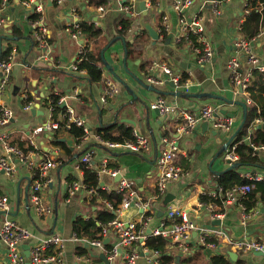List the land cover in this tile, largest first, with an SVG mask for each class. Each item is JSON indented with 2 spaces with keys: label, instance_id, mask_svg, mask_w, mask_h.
Listing matches in <instances>:
<instances>
[{
  "label": "crops",
  "instance_id": "obj_1",
  "mask_svg": "<svg viewBox=\"0 0 264 264\" xmlns=\"http://www.w3.org/2000/svg\"><path fill=\"white\" fill-rule=\"evenodd\" d=\"M143 1L146 12L140 8L141 0H135V13L129 14L131 25L124 32V36L119 33V20L125 13L123 0H106L103 12L98 11L99 5L89 4L87 0H64L61 4L53 0H31L28 4L20 0H7L5 5H1L0 55L8 48L7 55H13L10 84L3 101L12 111L13 117L8 123L1 125L0 129L9 133L12 143L28 141L33 127L49 118L50 112L45 102H48L52 94H57L61 99L60 104L65 101L64 107H71L75 115L84 119L85 125L92 132L103 124L116 121L117 127H131L132 131L143 134L148 139V147L145 150L132 152L98 147L90 166L96 170L102 158H106L108 166L118 170L117 175L113 177L105 173L100 175L99 184H104L107 189L116 187L119 174L134 181L138 195L147 202V207L143 210L133 204L119 218L140 224L144 215L149 214L146 232H153L163 223H172L173 219L166 217L169 208L182 210L187 218L196 224L221 230L224 235L216 238V249L206 251V256L196 263L203 264L213 250L235 251L228 246L225 237L233 240L264 241L262 201L258 200L256 206L250 209V214L243 217L238 203L223 205L224 209H220L218 205L202 203L199 199L200 195H207L208 192L221 188L217 181L220 172L229 169L228 164L222 161L224 151L221 152V149L244 116L241 102L246 104L247 110L246 95L233 83L226 65L230 56L237 52L236 40L241 35V26L247 12L244 9V0H219L216 6L213 0H194L186 9V13L188 17L200 16L204 36L214 52L210 59L200 60L191 46L179 39L173 0ZM215 7L219 10L218 14L213 10ZM33 12L39 15L45 27L44 40L47 51L36 47L34 42L30 19ZM162 15L168 18V31L165 34L161 31ZM77 19L96 23L101 29L100 36L92 43L102 48V79L98 83L89 82L85 71H72L68 68L76 58L79 42L70 37L65 27ZM146 23L159 32V39L155 43L148 31L145 33L142 30ZM259 30L253 37L252 45L264 63V17ZM126 41L133 43V52L128 56L124 44ZM42 54H46V57L43 58ZM105 62L111 66L114 74L104 66ZM160 63L169 65L181 77L188 79L191 84L189 91L184 92L167 83H150L147 80L149 76L164 77ZM242 68H246L244 58ZM117 76L123 82L119 81ZM105 77L116 83L117 92L103 102L101 96L105 90ZM253 78L254 76L251 81ZM147 85L153 86V89ZM28 94L33 97L31 107L37 105L35 113H31L30 108L24 109ZM158 97L175 105L176 110L183 108L199 111L206 104L217 106L220 114H231L234 120L233 130H216L208 124L205 132L198 128L196 132L191 130L180 133L177 131L176 111L161 114L149 107ZM214 131L216 133H213ZM50 135L46 132L38 135L36 154L33 156L35 160H66L49 171L52 181L41 191L42 200L49 206L50 212L38 215L35 211L30 199V171L21 164L17 165V170L12 176H7L0 169V195L6 197L10 215L18 223L32 232L41 235L56 232L66 239L60 256L63 264H85L102 251L92 244L73 239L75 234L72 224L75 217L95 216V207L89 208L82 192L69 196L67 191L72 181L83 179L82 168L79 171L76 167L83 149H80L75 137L64 129L58 130V136L66 141L71 155L54 144ZM243 138V142L249 143L248 135ZM167 140L174 141L180 149L177 163L183 174L179 180L168 186L165 194L171 193L173 197L163 207L165 194L159 199H154L151 195L158 177L156 158ZM256 154L261 159V166L240 165L243 167H235V171L241 174L249 170L264 176V151H257ZM161 210L163 214L160 216ZM214 212L223 213L221 218H217L221 220L219 225L213 224ZM1 223L0 214V226ZM193 232L188 238L189 251L183 252L182 256L199 247L198 234L194 236ZM105 238L108 240L103 243L104 248L116 244L117 238L113 231H108ZM77 246H83L85 252L78 253ZM128 249L121 247L119 256L110 260V264H126L124 256ZM235 252L237 259L245 264H264L263 252ZM148 258L147 253L139 254L134 264H151ZM99 259L100 264H105ZM7 263L8 258L0 239V264Z\"/></svg>",
  "mask_w": 264,
  "mask_h": 264
},
{
  "label": "built area",
  "instance_id": "obj_2",
  "mask_svg": "<svg viewBox=\"0 0 264 264\" xmlns=\"http://www.w3.org/2000/svg\"><path fill=\"white\" fill-rule=\"evenodd\" d=\"M31 0L24 1L28 4ZM57 4H61L64 0H53ZM123 11L130 15L135 13V0H123ZM219 0H213V3L218 4ZM7 0H2L1 5H5ZM194 2V0H173V10L177 16V25L179 32V39L186 41L192 48L193 52L199 57L200 60L210 59L213 56V48L204 36V27L200 16L195 15L188 17L186 9ZM213 4V5H214ZM246 8V9H245ZM99 12H103L105 7L103 5L97 6ZM244 9L247 12L246 1L244 0ZM216 14L219 10L213 8ZM2 18L0 17V23ZM31 25L33 27V39L36 47L47 51L46 43L44 40L45 27L42 19H31ZM96 25V23H95ZM98 26V25H97ZM65 30L70 34V37L77 40L78 49L76 58L68 68L72 71H84L79 70L77 61L84 58L86 53L90 51L92 46V40L89 39L82 31L80 23L74 20L72 23H68ZM161 30L168 31V18L166 15L161 17ZM254 38L246 39L242 36L236 40L237 52L234 53L227 60V68L231 75L232 81L236 86H239L245 93V102L248 105L252 104V99L247 90L253 71H264V63L257 56L254 51L252 42ZM45 58L46 54H42ZM243 58L245 59L246 68H242ZM164 74L163 78H157L149 76L147 80L150 83L161 85L166 80L171 81L175 87L180 88L184 92H188L190 88V81L188 79H182L181 75L174 71L169 65L165 63L159 64ZM13 66V55L8 54L5 58H0V126L8 123L12 117V111L5 106L3 97L10 84V76ZM105 90L101 96V101L106 102L107 98L112 97L117 92L116 83L110 78H104ZM59 102L61 99L59 98ZM50 103V102H49ZM32 106V101L24 105V109H28ZM149 107L157 110L161 114H167L170 112H177L178 126L177 131L180 133H187L193 130V128L202 121H207L212 128L221 131H232L233 130V117L228 114H220L218 107L210 104L204 105L199 111L178 109L176 110L175 105L167 103L162 97H158L153 100ZM49 118L33 127L31 133L28 136V144L37 149V137L41 133L52 134L55 130L59 129L60 125L57 120L52 118V107L49 106ZM66 121L64 128L67 130L71 124H76L83 128V135L80 138L78 146L83 149L79 156L77 168L81 171L82 164L90 165L94 159L96 148L94 143L103 145L108 149H121L124 151L140 152L148 147L147 138L139 133L133 131V138L121 139V140H106L99 136L97 133L92 132L86 125L84 119L74 114L71 107H66ZM255 125H263L259 118L253 120ZM232 142V141H231ZM249 142V141H248ZM254 152L264 151V145H254L249 142ZM235 144H229L223 152V159L230 162H236L238 155L235 152ZM0 169L4 171L7 176H12L17 170V165L21 164L27 167L30 171V199L33 202L35 211L38 215H43L50 212V208L46 205L41 196V191L47 184L52 181L49 171L56 168L58 161L50 158H42L35 160L36 150H29L25 152L23 149L17 147L11 143L10 135L7 131L0 129ZM180 149L174 141L167 140L165 147L160 151L156 158V167L158 171V177L154 184V191L151 195L154 199L162 198L168 189V186L180 179L183 174L182 168L177 163ZM96 174L100 182V175L107 174L111 177L116 176L118 170L108 166L107 159L102 158L99 167L96 168ZM240 176L249 180L248 183L235 185L225 191L222 188L208 192L209 196L222 195L223 193V205L227 206L232 203H238L239 198L245 195L253 186V182L264 180V176L261 173H254L247 170L242 172ZM98 187L106 190L104 184H99ZM115 192H124L125 195L122 201L118 204L116 209H113L116 217L105 224L99 234L100 237L94 239H82L77 236H73L75 241H82L99 247L102 253H104L107 259L113 260L119 256V249L121 247L129 248L125 254L126 264H134L135 259L139 254H149L148 261L151 264H161L159 260V251L149 250L145 246V241L149 235H161L170 240L171 242L177 243L181 248V251L187 253L188 238L192 231H196L198 234V245H202L204 248L216 249L217 243L212 240L223 236L221 230L216 228H208L203 225L196 224L187 218L186 214L178 209L169 208L167 210L166 217L173 219L172 223L165 225L161 224L160 228L155 229L153 232H146L147 222L150 220L149 214L144 215L140 224L135 221H124L119 216L131 205L141 207L143 210L147 207V202H144L135 188L133 180H129L124 177L118 179L117 185L114 189ZM68 195L71 196L75 193L82 192L83 196H89L96 193L93 187L87 188L81 180L72 181L67 188ZM84 192V193H83ZM105 205L112 209V205L109 201L103 200ZM242 209V216L247 217L250 212H246L244 206L238 203ZM164 207V206H163ZM0 214L2 215V223L0 226V239L4 246L8 263L7 264H63L60 256L62 249L65 245L66 239L59 233L53 232L50 234H38L32 232L30 229L18 223L10 215V208L6 197L0 195ZM222 212H214L212 217L213 220L221 218ZM175 218V220H174ZM108 231H113L116 235V244L108 249L104 248L102 239ZM230 248L235 251H262L264 250V241H244V240H233L225 237ZM24 243L29 244V255H24ZM264 256V251H263ZM241 264H245L242 262Z\"/></svg>",
  "mask_w": 264,
  "mask_h": 264
},
{
  "label": "trees",
  "instance_id": "obj_3",
  "mask_svg": "<svg viewBox=\"0 0 264 264\" xmlns=\"http://www.w3.org/2000/svg\"><path fill=\"white\" fill-rule=\"evenodd\" d=\"M20 1L24 2L28 0ZM245 1L248 11L246 14V19L244 20L241 26L240 37L242 36L243 38L251 39L256 36L260 31V24L263 21L264 17V0ZM1 2L2 0H0V6ZM87 2L93 5H104L106 3V0H87ZM37 18H39V15L33 12L30 19ZM79 23L81 31L89 39L92 40V43H95L97 38L101 34V29L99 28V26L93 24L92 22H86L82 20L79 21ZM119 25V33L121 36H124V32L131 25L129 14L127 12H125L123 18L119 20ZM142 30L146 33V28H142ZM163 33L165 34V31H163ZM124 44L125 48L127 49L128 56L133 52V43L126 41L124 42ZM8 49L2 52L0 58L6 57ZM101 50L102 48L96 47V45L94 44L91 46L90 51L86 53V56L77 61L79 70L82 69L86 72L88 81L91 83H98L102 79V70L100 66L102 60ZM253 76L254 78L247 88L252 99V104L247 106L244 123L240 127L238 133L231 142V144L236 143L235 152L238 155V160L236 162L243 166H261L262 163L260 162L261 159L259 158V155L253 151L251 145L249 143L243 142V137L248 135L250 143L254 145H264V124H253V120L255 118H259L262 123H264V71L261 72L258 70H254ZM182 79L184 80L185 77L183 76ZM59 98V95L52 94L48 102H45L47 107H52V118L57 120L60 125L59 129L55 130L50 135V137L51 141L54 144L59 145L63 150H65L67 154L71 155L69 146L66 144V141L62 140V138L58 136V130H66L64 128V123L66 121V108L60 106ZM32 100L33 97L28 94L25 103H28ZM66 131L72 134L78 143L80 142V138L83 135V128L81 126L71 124L70 128H68ZM94 132L106 140L116 141L124 138H133L132 128L123 126L117 127L116 121L99 126ZM12 144L23 149L25 152H28L29 150H36L33 149V147L29 145L27 141L21 140L15 143L13 141ZM94 144L97 147H103V145L96 143ZM103 148L105 149L106 147ZM56 161H59L58 165L66 162V160L62 158H58ZM81 167L83 170V183L86 185L87 188L93 187L96 191V193L89 196L90 198H88V196L84 197V200L87 201V205H89V208L95 207L93 211L95 213V216H90L87 218H84V216L82 215L76 216L72 224V230L74 234L79 238L86 237L94 239L100 237L99 234L103 226L116 217L115 213L113 212V209H116L118 204L122 201L125 193L115 192L114 190H106L98 187L99 180L95 169L88 164H82ZM217 181L218 186H220L223 191L235 185H240L249 182L248 179L240 176V174L235 171V168H230L226 171L220 172ZM199 199L202 203H212L213 205H218L220 209H224L223 193L221 196L217 195L214 197L203 194L200 195ZM103 200L109 201L113 208H108L103 202ZM258 200L264 203V180L253 182L252 188L245 195L239 198L238 203L244 206L245 211L248 213L250 212V209L256 206ZM212 240L218 243V240L216 238H213ZM145 246L149 250H157L160 252L158 258L161 261V264H173L177 257L179 259L178 264H196L204 256H206L207 253L206 248H204L202 245H199L197 250L188 253L186 256H182L183 252L181 251V248L177 245V243L171 242L170 240L161 235H149L145 241ZM76 248L78 249V253H83L86 250L83 246H77ZM106 248H108V245L106 246ZM212 252L203 264L242 263L240 259H237L235 262L231 261L227 252L225 251H215L213 253ZM99 258V255H97V257L89 260L85 264H100L101 260Z\"/></svg>",
  "mask_w": 264,
  "mask_h": 264
},
{
  "label": "water",
  "instance_id": "obj_4",
  "mask_svg": "<svg viewBox=\"0 0 264 264\" xmlns=\"http://www.w3.org/2000/svg\"><path fill=\"white\" fill-rule=\"evenodd\" d=\"M140 8H141V10H142L143 12H146L145 2H144L143 0H141V2H140ZM145 28H146V30L148 31L150 37L152 38L153 43H155V41L159 39V32H158L155 28L151 27V26H150L149 24H147V23L145 24ZM101 54H102V53H101ZM104 66H106V67L108 68V70H110V72L114 74V71H113V69L111 68L110 65L106 64V62H105V63H104ZM117 78H118V76H117ZM118 80L121 81V82H123L120 78H118ZM140 82H141V81H140ZM165 83L169 84V85L172 86V87H175V85H174L171 81H169V80H166ZM144 85H145V84H144ZM147 86H148L149 88H152V89H153V86H151V85H147ZM178 93L180 94V92H178ZM196 95H197V96H200L199 94H196ZM65 103H66L65 101L62 102V103L60 104V106H61V107H64V106H65ZM241 106L243 107L244 116H243L242 120L239 122V125L237 126V128L231 133V135L229 136V138L227 139V141L224 143V145H223V147H222V149H221V152H223V151L227 148V146L231 143V141L234 139V137H235L236 134L238 133L240 127H241V126L243 125V123H244V120H245V112H246V104H245L244 102H241ZM36 107H37V105H36V106H33V107H30V111H31V113H35V111H36ZM155 111L158 112L157 110H155ZM41 113H43V112H41ZM226 114H228V113H226ZM228 115H231V114H228ZM207 127H208V122H207V121H202V122L198 123V124L193 128V132H196V131L198 130V128H201L202 131L205 132V130L207 129ZM213 133H216V132L214 131ZM226 163L228 164V168H229V169H230V168H235V167L240 166V164H239L238 162H230V161L227 160ZM119 177H121V174L118 175V178H119ZM172 197H173V194H171V193H166L165 196L163 197L162 205L165 206V205H166V204L172 199ZM113 212H114V211H113ZM114 213H115V212H114ZM161 214H163V211H162V210L160 211L159 215L161 216ZM213 224H217V225H219V224H221V220H218V219L213 220ZM196 234H197L196 231H194V232H193V235L195 236ZM107 240H108V238H105V239L103 240V243L105 244V243L107 242ZM22 247L24 248V255H25V256H28V255H29V244H28V243H24V244L22 245ZM119 250H120V249H119ZM206 251H207V252H210L209 248H207ZM263 251H264V250L260 251V254H262ZM227 254H228L229 258H230L232 261H236V260H237V252H235V251H233V250H228V251H227ZM99 256H100V258L104 261L105 264H110V261L107 259L106 255H105L104 253L101 252ZM178 262H179V259H178V257H177V258L175 259V262H174L173 264H178Z\"/></svg>",
  "mask_w": 264,
  "mask_h": 264
},
{
  "label": "rangeland",
  "instance_id": "obj_5",
  "mask_svg": "<svg viewBox=\"0 0 264 264\" xmlns=\"http://www.w3.org/2000/svg\"><path fill=\"white\" fill-rule=\"evenodd\" d=\"M145 137H146V136H145ZM146 138H147V137H146ZM147 140H148V139H147ZM222 161L226 163V160L222 159ZM238 167H239V166H238ZM242 167H243V166H242ZM242 167L240 166V168H242Z\"/></svg>",
  "mask_w": 264,
  "mask_h": 264
},
{
  "label": "bare ground",
  "instance_id": "obj_6",
  "mask_svg": "<svg viewBox=\"0 0 264 264\" xmlns=\"http://www.w3.org/2000/svg\"><path fill=\"white\" fill-rule=\"evenodd\" d=\"M27 6V5H26Z\"/></svg>",
  "mask_w": 264,
  "mask_h": 264
}]
</instances>
